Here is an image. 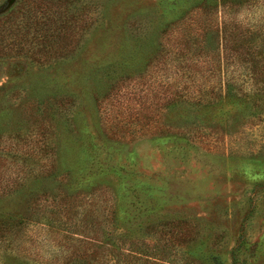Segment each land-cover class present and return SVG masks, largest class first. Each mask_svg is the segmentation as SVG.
<instances>
[{
	"label": "rangeland",
	"instance_id": "obj_1",
	"mask_svg": "<svg viewBox=\"0 0 264 264\" xmlns=\"http://www.w3.org/2000/svg\"><path fill=\"white\" fill-rule=\"evenodd\" d=\"M187 2L0 0V264H264V0Z\"/></svg>",
	"mask_w": 264,
	"mask_h": 264
},
{
	"label": "trees",
	"instance_id": "obj_2",
	"mask_svg": "<svg viewBox=\"0 0 264 264\" xmlns=\"http://www.w3.org/2000/svg\"><path fill=\"white\" fill-rule=\"evenodd\" d=\"M187 1L188 0H167V6H171L169 8L172 10V6L175 8L180 3L187 4ZM224 4L226 6L225 0H223V6ZM67 23V17L61 13L58 19L52 22L51 30L60 33L66 28ZM35 31L41 30L37 29ZM11 32H16L15 34L19 36L20 30L12 29ZM17 35L16 37H18ZM2 43L3 40L0 37V51H4V46ZM226 47L227 46H225V49ZM59 49L61 50V53H63L66 51V46H60ZM18 51H22V48H18ZM92 223L94 224L93 221L91 224ZM77 242L78 247L67 251V254H65V263L62 264H157V261L167 259V250L165 247L160 246H156L155 250H153L154 252H151V249L138 250V248L134 247L133 244V247L131 248L133 250L122 252L113 248V246L108 245V243L107 246L104 244L101 246L100 243H96L93 240H80ZM95 247L97 248L96 252L94 250Z\"/></svg>",
	"mask_w": 264,
	"mask_h": 264
}]
</instances>
